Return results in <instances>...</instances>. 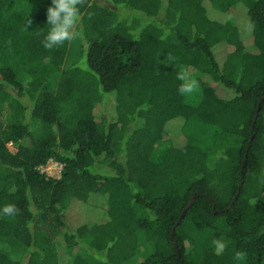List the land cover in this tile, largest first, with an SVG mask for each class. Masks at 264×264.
Returning <instances> with one entry per match:
<instances>
[{"label": "trees", "instance_id": "obj_1", "mask_svg": "<svg viewBox=\"0 0 264 264\" xmlns=\"http://www.w3.org/2000/svg\"><path fill=\"white\" fill-rule=\"evenodd\" d=\"M50 5L0 0V264H264V0H81L70 64Z\"/></svg>", "mask_w": 264, "mask_h": 264}, {"label": "clouds", "instance_id": "obj_2", "mask_svg": "<svg viewBox=\"0 0 264 264\" xmlns=\"http://www.w3.org/2000/svg\"><path fill=\"white\" fill-rule=\"evenodd\" d=\"M80 3L81 0H51V5L46 10V24L49 27L42 41L45 49L51 50L79 36L76 29L81 20ZM170 60H172V64L175 63L172 58ZM176 79L181 81L178 87V92L181 96L191 95L199 89L197 80L186 69L180 68L176 72ZM3 212L5 214L14 213L15 207L13 205H6L3 208ZM212 244L214 245V254L220 256L227 248L228 241L223 238H215ZM234 260L238 264H244L246 253L235 252Z\"/></svg>", "mask_w": 264, "mask_h": 264}, {"label": "rangeland", "instance_id": "obj_3", "mask_svg": "<svg viewBox=\"0 0 264 264\" xmlns=\"http://www.w3.org/2000/svg\"><path fill=\"white\" fill-rule=\"evenodd\" d=\"M239 6L243 7V9L240 8ZM236 8H238V9L235 10L234 16H236V18L238 19L240 25L242 26V29L244 31L243 39L245 40V43L248 45L249 44V41H250V35H249V30H247V25L250 27V23L248 21L247 15H246V8L243 5H241V4L240 5H237ZM239 9H241V10H239ZM209 10L210 9L208 8V11ZM214 16H216V14ZM77 44H78V40H74L72 42V45L70 47V54H69V58H68L69 63L67 62L68 64H70L71 62H74L75 59L77 58V53H78L77 51L79 49V46ZM76 45H77V47H76ZM228 51L229 50H228V48H226V46H220L219 48H216L215 49V52H216V55H217L219 61L222 60V58L224 57V55ZM82 62L83 63H79L78 65L80 67L82 66V67L85 68V61H84V59L82 60ZM192 77L194 78L193 75H192ZM178 126H179V129H180L181 133L182 132L184 133L185 130L184 131L181 130L182 129L181 128V123L179 124V122H178ZM189 130L192 131V127L191 126L189 127L188 131L186 129V133L187 134L190 133ZM59 171H60L59 170V167L57 165H55L54 163L53 164H48L46 166V172H47L46 174L49 177L58 178L59 173H60ZM92 199H97V197H93ZM82 208H83V206H82ZM86 213L88 215H90V216H88L89 217V220H88L89 222H96V223H98L100 221L99 219L102 217V214H95V211L87 210ZM72 218H73V222L72 223H75L76 224L79 221V220L78 221L76 220L77 219L76 217H72ZM148 249L149 248L146 249V244H144L143 246L140 245V247L137 250V252H136L133 260L136 261V263L141 262L142 261V258H144V254H146V252H148ZM136 263L130 261V262L126 263V264H136Z\"/></svg>", "mask_w": 264, "mask_h": 264}, {"label": "water", "instance_id": "obj_4", "mask_svg": "<svg viewBox=\"0 0 264 264\" xmlns=\"http://www.w3.org/2000/svg\"><path fill=\"white\" fill-rule=\"evenodd\" d=\"M257 110H259V107L257 108ZM251 139H252V137H251ZM245 162H246V156H245V159H244L243 164H242V170H243V168H244V166H245ZM241 186H242V183L239 184L238 189H240ZM196 197H197V194L193 195V199H195ZM235 200H236V199H235ZM235 200H234V201H235ZM191 204H192V201L188 204L187 208H189V207L191 206ZM173 233H174V230H172V232H171V237H173ZM173 244H174V248H175L176 251H177V246H176V244H175L174 242H173ZM177 256H178V258H179L178 253H177Z\"/></svg>", "mask_w": 264, "mask_h": 264}, {"label": "built area", "instance_id": "obj_5", "mask_svg": "<svg viewBox=\"0 0 264 264\" xmlns=\"http://www.w3.org/2000/svg\"><path fill=\"white\" fill-rule=\"evenodd\" d=\"M48 164H53V162H49ZM48 164H47V165H48ZM54 164H55V163H54ZM47 165H46V166H47ZM55 165H57V166L59 167V170L61 171V167H60L58 164H55ZM46 166H45L44 168L41 169L42 172H44L45 174L47 173V172H46ZM60 171H59V172H60ZM46 175H47V174H46ZM47 176H48V175H47ZM54 178H55V177H54ZM58 178H59V176H58Z\"/></svg>", "mask_w": 264, "mask_h": 264}]
</instances>
